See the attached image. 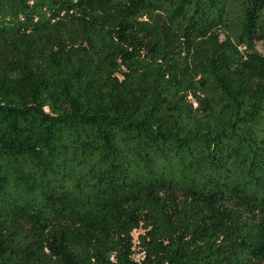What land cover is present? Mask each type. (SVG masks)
<instances>
[{"label":"trees","instance_id":"trees-1","mask_svg":"<svg viewBox=\"0 0 264 264\" xmlns=\"http://www.w3.org/2000/svg\"><path fill=\"white\" fill-rule=\"evenodd\" d=\"M257 42L264 0H0V264H264Z\"/></svg>","mask_w":264,"mask_h":264},{"label":"rangeland","instance_id":"rangeland-1","mask_svg":"<svg viewBox=\"0 0 264 264\" xmlns=\"http://www.w3.org/2000/svg\"><path fill=\"white\" fill-rule=\"evenodd\" d=\"M256 49L261 52V53H264V45L262 44V42H257L256 44ZM142 230L141 229H138V230H134L133 231V236H134V239H135V242H137V236L138 234L141 232ZM137 258V256H136Z\"/></svg>","mask_w":264,"mask_h":264}]
</instances>
